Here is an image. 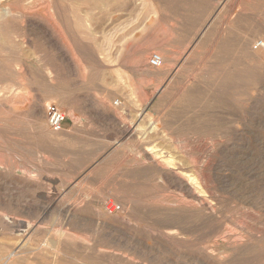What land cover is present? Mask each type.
<instances>
[{"label":"rangeland","instance_id":"1","mask_svg":"<svg viewBox=\"0 0 264 264\" xmlns=\"http://www.w3.org/2000/svg\"><path fill=\"white\" fill-rule=\"evenodd\" d=\"M260 42L264 0H0V264H264Z\"/></svg>","mask_w":264,"mask_h":264},{"label":"built area","instance_id":"2","mask_svg":"<svg viewBox=\"0 0 264 264\" xmlns=\"http://www.w3.org/2000/svg\"><path fill=\"white\" fill-rule=\"evenodd\" d=\"M161 63H162V58L160 54L155 53V52L150 54L148 58L149 66L159 67ZM47 120H48L49 126L53 130H60L62 127V123L65 120V114L54 106H48L47 107ZM106 207L111 210L119 209V206H116L112 201H108L106 203Z\"/></svg>","mask_w":264,"mask_h":264},{"label":"bare ground","instance_id":"3","mask_svg":"<svg viewBox=\"0 0 264 264\" xmlns=\"http://www.w3.org/2000/svg\"><path fill=\"white\" fill-rule=\"evenodd\" d=\"M261 41V40H260ZM262 47H264V43H262V42H260L259 43ZM257 46V45H256ZM259 53H260V51H259ZM163 59V58H162ZM155 68H157V67H155ZM156 73V72H155ZM158 73H161L160 71H158ZM153 129V128H152ZM122 132H124V131H122ZM150 130L149 129H147V130H144L143 131V133H142V137L144 138V137H148V135L150 134ZM142 151L143 152H146L147 150H145V149H142ZM26 208V207H25ZM118 219L117 218H114V221H117ZM3 228H6L5 226H3ZM111 235V234H110ZM111 238V237H110ZM132 238V237H131ZM108 239V238H107ZM108 241V240H107ZM14 251V250H13ZM13 253V252H12ZM11 253V254H12ZM11 254H9V255H11ZM102 260L103 259H99V258H93V259H91V263L92 264H105L104 262H102ZM6 261V260H5ZM118 264H124V263H118Z\"/></svg>","mask_w":264,"mask_h":264}]
</instances>
